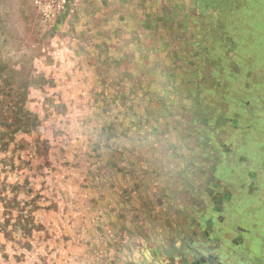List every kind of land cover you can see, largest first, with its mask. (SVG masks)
Returning <instances> with one entry per match:
<instances>
[{"label":"rangeland","instance_id":"obj_1","mask_svg":"<svg viewBox=\"0 0 264 264\" xmlns=\"http://www.w3.org/2000/svg\"><path fill=\"white\" fill-rule=\"evenodd\" d=\"M237 110L250 154L213 165L200 132ZM258 167L264 0H0V264L190 263L209 192L231 209Z\"/></svg>","mask_w":264,"mask_h":264},{"label":"flooded vegetation","instance_id":"obj_2","mask_svg":"<svg viewBox=\"0 0 264 264\" xmlns=\"http://www.w3.org/2000/svg\"><path fill=\"white\" fill-rule=\"evenodd\" d=\"M228 67H229V75L226 73L225 75L230 77L231 76L230 72L233 68L232 65L231 66L229 65ZM220 70H223V68H220ZM237 71L239 72H237L236 75L241 72V69L239 68V70ZM239 76L247 77V74H244L243 76L241 74ZM218 79H221V77ZM231 79H233V81H236L235 83H239V82L240 84L242 83V81L240 80L241 78H236L234 76H231ZM222 82L223 84L225 83V81L223 80ZM222 82L218 84L219 86L217 85L218 87H216V89L219 90H222V88L224 89V85L222 84ZM216 89L212 90L215 93V95L214 96L212 95L210 98H208V99L214 98V100L212 99V101H214L212 105L213 104L215 105L214 112L217 109L221 111H225L229 109V107L222 109L221 106H219L218 103L215 102L216 99H220L222 97L224 103H226L227 106L230 105V102L226 101L225 96L221 94V91L217 93ZM207 101L211 103V100H207ZM242 107H243L242 104L240 106L237 105V109L238 108L241 109L242 114L245 115L246 111H244V108ZM237 114H238V110L237 112L234 111L233 113L231 111L229 113L230 116L226 117L225 120L219 118L220 120H222V123L220 122V124L218 122L219 119L217 120L215 126L222 125L224 122L226 123V125L228 124L226 131L221 130L219 131L218 134H216L215 133L216 129L214 127L210 128L206 126L207 130L200 132L203 134H207L208 136V137L205 136L207 140L206 142H204V145H202L204 150H202L200 154L204 153V155H202L204 158L207 157L214 158L213 165H217L220 162L221 160L220 155L223 154L225 156L224 158L228 159L229 157L228 155L230 154H226L225 152H232L234 149H237L239 147H241V149L242 148L245 149V153L250 154V148H247L248 145H246L247 142L243 143V141L250 138L249 137L250 135L247 138V134H249V132L256 133V130L254 132L249 131V126H248L249 124L247 125L245 123L246 116L242 117L240 113H239L240 116H237ZM210 115L211 113L209 112L208 116ZM239 120H242V123L245 126H239L240 123ZM205 123L207 124L208 121L204 122V124ZM203 125L202 126L200 125L199 129L203 128ZM228 134H233L236 136L235 139L233 137L228 140V143L233 144L232 148L228 147L227 142L222 141L223 137L225 138L226 135ZM232 140L233 142H231ZM212 142H214V144L218 146V149L213 148V144H211ZM257 144L259 145V142ZM257 144H254L253 146H257ZM247 150H249V152ZM240 160H243V157H240ZM234 162L236 161L235 160L231 161V163ZM245 165L247 164L244 163V166ZM247 169L248 170H246L245 174L242 175V178L246 176L243 179L247 178L250 181L249 183L241 182V186H242L241 192L237 191V195L235 197H237L238 201H240V198L242 197L251 196L254 203L252 204L251 200H249V203H247L248 204L247 207L250 208V213H246L244 209L241 211V208L237 207L238 201H236L235 199L234 201L236 203H234L233 205L230 204V206L232 207L231 209L229 208L227 209V206L225 207L226 202H232V197H233L228 184L226 185V188H228V190H224L223 192H221L220 190L217 191L214 190V192L212 191L209 192V195H211L210 196L211 202L209 204L207 211L209 217H206L204 215V212L201 211L199 213L201 215L199 219L200 221L202 220L204 222L206 221L205 224H207L208 218H210L212 221L213 219H215V218H211L212 215L213 216L219 215L221 221L220 224L217 225V228L221 232L220 238L219 239L214 238L210 240H203L201 238L198 239L192 238L190 242L184 243L183 247H185L184 248L185 250L182 249V252L188 253L190 258L189 261L190 263H187L185 262V260L182 259L185 264H264V237H263L264 213L260 214L261 211H264V176H263L264 167H260V168L258 167L255 173H253L252 170H249V168ZM200 171H203V168H201ZM233 176L235 178L241 177L239 173L237 175L233 174ZM259 177H263V178H261V180H255L258 179ZM215 187L216 186L212 188L214 189ZM223 214H226V220H224ZM200 221L197 223L199 226L201 223ZM207 231L209 234L212 233L211 228H208ZM213 237L215 236L213 235ZM192 244L198 245L197 246L198 248L197 249L191 248L194 247L191 246ZM183 255L185 257V254Z\"/></svg>","mask_w":264,"mask_h":264}]
</instances>
